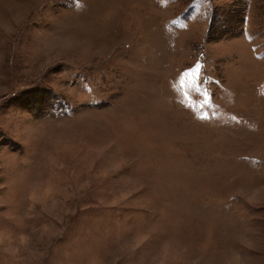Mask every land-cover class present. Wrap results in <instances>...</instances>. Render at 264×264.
Wrapping results in <instances>:
<instances>
[{
	"label": "rangeland",
	"instance_id": "374dc122",
	"mask_svg": "<svg viewBox=\"0 0 264 264\" xmlns=\"http://www.w3.org/2000/svg\"><path fill=\"white\" fill-rule=\"evenodd\" d=\"M0 264H264V0H0Z\"/></svg>",
	"mask_w": 264,
	"mask_h": 264
},
{
	"label": "snow or ice",
	"instance_id": "6c2138e0",
	"mask_svg": "<svg viewBox=\"0 0 264 264\" xmlns=\"http://www.w3.org/2000/svg\"><path fill=\"white\" fill-rule=\"evenodd\" d=\"M198 69H199V65H197L196 67L190 69L188 72H186L184 74V75H190V76L193 77V83H192L191 86L194 87L197 90H199V88L201 87V85L196 84V82H195V77H196ZM183 84H184V81L181 80V86H183ZM205 95H208L207 90H205ZM205 103H207V100H205Z\"/></svg>",
	"mask_w": 264,
	"mask_h": 264
}]
</instances>
